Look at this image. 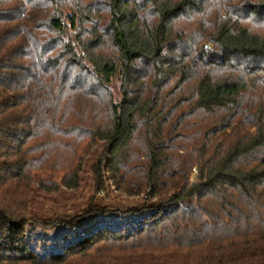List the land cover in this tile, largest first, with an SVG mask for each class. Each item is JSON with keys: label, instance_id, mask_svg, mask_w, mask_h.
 <instances>
[{"label": "trees", "instance_id": "16d2710c", "mask_svg": "<svg viewBox=\"0 0 264 264\" xmlns=\"http://www.w3.org/2000/svg\"><path fill=\"white\" fill-rule=\"evenodd\" d=\"M0 264H264V0H0Z\"/></svg>", "mask_w": 264, "mask_h": 264}, {"label": "rangeland", "instance_id": "374dc122", "mask_svg": "<svg viewBox=\"0 0 264 264\" xmlns=\"http://www.w3.org/2000/svg\"><path fill=\"white\" fill-rule=\"evenodd\" d=\"M117 91L116 87H115V92ZM196 178V173L193 174L192 179L194 180Z\"/></svg>", "mask_w": 264, "mask_h": 264}]
</instances>
